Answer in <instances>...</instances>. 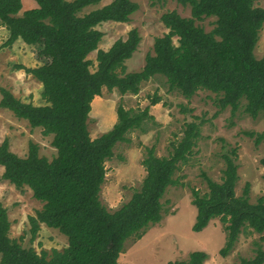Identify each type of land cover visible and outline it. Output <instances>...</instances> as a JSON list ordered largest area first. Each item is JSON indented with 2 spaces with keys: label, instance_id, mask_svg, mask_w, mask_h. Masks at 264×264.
Returning <instances> with one entry per match:
<instances>
[{
  "label": "trees",
  "instance_id": "1",
  "mask_svg": "<svg viewBox=\"0 0 264 264\" xmlns=\"http://www.w3.org/2000/svg\"><path fill=\"white\" fill-rule=\"evenodd\" d=\"M258 0H175L189 7L191 18L168 12L161 18L167 29L156 38L153 55H148L141 72L126 73L125 62L138 47L139 36L131 30L125 40H117L109 50H98L102 33L96 27L106 22L126 23L136 10L130 0L109 4L83 13L101 0H34L36 7L22 13L21 0H0V27L7 33L3 47L21 40L28 46L40 45L46 62L36 68L17 66L42 87L44 104L35 106L0 87V109L7 110L31 129L52 137L55 156L49 161L39 156L38 146L29 142L27 155L18 157L9 150L8 140L0 143V166L5 181L20 193L28 188L42 204L28 217L30 242L40 225L58 231L67 239L62 250L36 252L22 245L23 238L9 236L7 211L0 203V264H120L119 256L130 240H140L146 230L163 217L161 199L177 184L174 176L188 163L199 136L196 125H187L182 139L172 145L167 157H158L154 148L146 150L141 164L145 177L130 199L113 212L100 202L105 183V163L113 157L118 143L153 118L148 109L116 110V122L101 136L90 137L87 121L95 97L117 91L136 95L141 84L156 75L163 77L170 91L191 99L198 91L217 96L221 110L234 114L244 101L243 112L264 118V55L256 59L254 50L264 24V9ZM215 18L206 33L194 19ZM176 38V44L173 42ZM97 51L96 70L91 72L87 56ZM160 99H151V106ZM258 147L264 132L247 133ZM224 169L219 182L203 175L207 192L191 190L196 216L192 232H202L218 219L225 232V245L219 251L226 257L242 233H264V197L249 202L246 184L236 195L239 180L237 154L223 155ZM264 169V158L260 160ZM207 253L195 251L185 261L167 264H204ZM245 264H264V250Z\"/></svg>",
  "mask_w": 264,
  "mask_h": 264
},
{
  "label": "rangeland",
  "instance_id": "2",
  "mask_svg": "<svg viewBox=\"0 0 264 264\" xmlns=\"http://www.w3.org/2000/svg\"><path fill=\"white\" fill-rule=\"evenodd\" d=\"M111 1L101 0L99 4L84 9L83 13ZM130 1L136 10L128 22H106L96 27L103 35L98 50H109L117 40H125L129 32L135 30L140 41L132 57L125 62V72L138 73L142 71L146 57L153 55L155 39L167 33L162 16L174 12L183 18H191V13L189 7H182L175 0ZM21 3L20 13L36 7L34 0H21ZM255 6L264 9V0H258ZM214 21L215 18L194 19V24L209 33L214 28ZM7 36V31L0 27V87L23 102L35 106L44 104L40 97L41 85L16 68H36L45 64L46 56L41 46H28L17 40L10 47H3ZM173 42L176 44V38H173ZM96 55L97 51H93L87 56L91 72L96 70ZM263 55L264 24L254 50L256 59H261ZM153 98L160 99V103L151 106ZM119 105L133 111L147 108L153 120L129 133L126 142L118 143L113 157L105 163L106 178L101 187L100 202L110 212L127 202L140 188L145 177L141 162L148 148H154L158 157H167L172 152V145L182 139L187 125L192 123L196 125L199 136L188 163L181 165L174 176L177 184L169 187L161 199V222L148 228L140 240L128 241L118 262L167 264L185 261L190 253L203 251L208 255L204 264H245L255 257L259 249L264 250V233H242L230 253L222 257L219 251L225 245V232L218 219L212 220L202 232L194 233L191 230L196 216L191 190H197L200 194L207 192L203 175L219 182L224 169L223 155L230 154L232 150L237 154L239 180L236 195L240 196L248 184L251 204L264 197V169L260 166V160L264 158V142L256 147L254 139L247 135L264 132V118L259 116L253 119L246 115L243 112L244 101L234 114L229 108L221 110L217 96L208 91H198L187 100L176 91H170L165 79L156 75L141 84L136 95L122 96L117 91L103 89L102 94L94 98L87 121L92 139L113 127ZM4 139L8 140L9 150L21 158L27 155L29 142L35 143L39 156L49 161L56 153L51 146V136H43L40 129H31L26 121L18 120L11 112L0 109V143ZM2 173L0 166V177ZM0 203L7 211L10 238L18 240L22 237L24 247H32L39 253L41 250H62L67 246V239L63 235L44 225H40L37 237L30 242L28 217L34 216L42 204L32 197L28 188L20 193L9 183L1 181Z\"/></svg>",
  "mask_w": 264,
  "mask_h": 264
}]
</instances>
